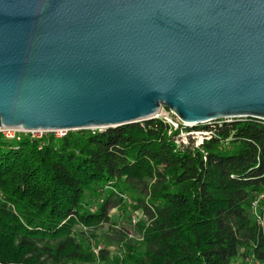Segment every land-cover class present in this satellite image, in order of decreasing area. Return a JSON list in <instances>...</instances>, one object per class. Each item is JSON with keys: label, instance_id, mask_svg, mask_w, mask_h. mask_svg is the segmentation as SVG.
<instances>
[{"label": "trees", "instance_id": "trees-1", "mask_svg": "<svg viewBox=\"0 0 264 264\" xmlns=\"http://www.w3.org/2000/svg\"><path fill=\"white\" fill-rule=\"evenodd\" d=\"M218 121L198 143L159 118L0 133V264H264L250 207L264 192V121ZM122 204L140 211L138 240L96 256L95 232Z\"/></svg>", "mask_w": 264, "mask_h": 264}, {"label": "water", "instance_id": "water-1", "mask_svg": "<svg viewBox=\"0 0 264 264\" xmlns=\"http://www.w3.org/2000/svg\"><path fill=\"white\" fill-rule=\"evenodd\" d=\"M264 121V0H0V128ZM39 130V131H37Z\"/></svg>", "mask_w": 264, "mask_h": 264}, {"label": "rangeland", "instance_id": "rangeland-1", "mask_svg": "<svg viewBox=\"0 0 264 264\" xmlns=\"http://www.w3.org/2000/svg\"><path fill=\"white\" fill-rule=\"evenodd\" d=\"M213 122L203 123V124L200 123L199 125H196V126H190L187 129L183 130L182 133L186 135L190 131L191 133H194V131H197L195 134H193L194 136L193 140L198 143L202 139V135L200 134L201 129L198 127L210 126V125H213ZM50 132L58 136L61 135L60 131H39L35 133H31L28 131L27 132L20 131V133H24V134L30 133L34 137H40L41 135L50 133ZM123 195H125V197H123L124 202H125L124 204L126 206L130 205V202L132 201L133 196H134V191L128 190L126 191V194H123ZM124 204L117 205V206L110 208L109 223H105L101 225L96 230L95 232L96 237L93 239L97 243V245H100L101 247L104 245L107 246L111 255L121 254L123 243L128 242V241H131L132 243H134L136 242V240H138L139 235L137 234L136 229L134 227V219L138 214H140V211L139 210L135 212L128 211L127 213H125ZM94 264H100V262H96Z\"/></svg>", "mask_w": 264, "mask_h": 264}, {"label": "built area", "instance_id": "built-area-1", "mask_svg": "<svg viewBox=\"0 0 264 264\" xmlns=\"http://www.w3.org/2000/svg\"><path fill=\"white\" fill-rule=\"evenodd\" d=\"M154 118L162 119L168 125H170V127L173 130L178 129L180 131V136H182L181 137L182 142L186 141V136L188 134L193 135L197 132V131H194V133L189 132L186 135H184L182 131L187 129L188 127H184L183 122L172 111H170L168 108H166L163 105L160 106V108L156 111V113L154 114ZM20 131H23V130L11 129V128H0V133H2L5 138H13V137L19 138L18 136L20 135ZM62 134H65V132H61V135ZM200 134L202 135V138H203L204 136L208 135V132L201 131ZM123 197H125V195H123ZM250 207H251V213L253 215V218L255 219V222L258 226V230L264 238V192H261L256 195V197L252 200ZM100 247L101 246L97 244L92 245L93 253L96 256L98 255Z\"/></svg>", "mask_w": 264, "mask_h": 264}, {"label": "bare ground", "instance_id": "bare-ground-1", "mask_svg": "<svg viewBox=\"0 0 264 264\" xmlns=\"http://www.w3.org/2000/svg\"><path fill=\"white\" fill-rule=\"evenodd\" d=\"M186 125H187V126H192V125H194V124H193V123H189V122H188V123H187V122L183 123V126H186ZM37 131H38V130H37Z\"/></svg>", "mask_w": 264, "mask_h": 264}]
</instances>
